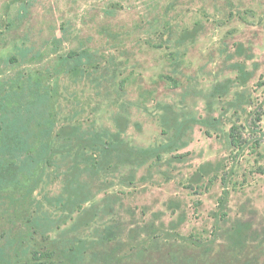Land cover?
Listing matches in <instances>:
<instances>
[{
    "label": "rangeland",
    "instance_id": "374dc122",
    "mask_svg": "<svg viewBox=\"0 0 264 264\" xmlns=\"http://www.w3.org/2000/svg\"><path fill=\"white\" fill-rule=\"evenodd\" d=\"M0 264H264V0H0Z\"/></svg>",
    "mask_w": 264,
    "mask_h": 264
},
{
    "label": "trees",
    "instance_id": "16d2710c",
    "mask_svg": "<svg viewBox=\"0 0 264 264\" xmlns=\"http://www.w3.org/2000/svg\"><path fill=\"white\" fill-rule=\"evenodd\" d=\"M231 141L233 146L235 147H242L243 141L241 140L239 133L237 132V128L233 127L231 130Z\"/></svg>",
    "mask_w": 264,
    "mask_h": 264
}]
</instances>
